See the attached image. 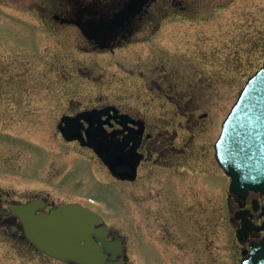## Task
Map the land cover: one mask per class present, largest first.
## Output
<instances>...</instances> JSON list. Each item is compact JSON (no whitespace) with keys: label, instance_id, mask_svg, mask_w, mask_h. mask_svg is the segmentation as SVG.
Wrapping results in <instances>:
<instances>
[{"label":"rangeland","instance_id":"1","mask_svg":"<svg viewBox=\"0 0 264 264\" xmlns=\"http://www.w3.org/2000/svg\"><path fill=\"white\" fill-rule=\"evenodd\" d=\"M31 1H0V80L2 65L9 62L11 101L26 102L20 118L0 117L5 209L9 202L36 194L48 197L54 207L73 200L92 203L123 241L126 264H239L241 247L226 201L229 179L216 161L214 142L246 80L264 62V0H206L203 17H211L209 22L170 25L165 34L155 36L163 45L161 52L146 42L104 58L94 56L109 75L117 71L119 59L142 70L144 79L136 76L121 86L122 95L129 89L128 95L146 102L145 85L160 96V86H170L172 96L184 92L180 108L172 102L162 106L161 99V104H150L155 116L170 119L171 129L186 120L178 113L193 118L173 142L186 149L170 158L175 168L140 170V178L131 183L115 182L91 153L54 133L55 107L66 91L63 83L58 89L53 82L58 75L65 80L60 75L70 72L63 68L74 62L54 56L60 47L37 27L40 9ZM191 4L194 12L201 2ZM18 81L24 86L14 87ZM98 91L92 84L84 94L94 97ZM105 92L115 96L117 86H107ZM204 112L209 113L207 119L199 117ZM15 230L0 227V264H66L32 247L21 226Z\"/></svg>","mask_w":264,"mask_h":264},{"label":"flooded vegetation","instance_id":"2","mask_svg":"<svg viewBox=\"0 0 264 264\" xmlns=\"http://www.w3.org/2000/svg\"><path fill=\"white\" fill-rule=\"evenodd\" d=\"M0 1L5 2V0ZM199 1L201 4L197 5V9L193 12L192 0H32L31 2H35L34 5L40 9V15L35 17L39 21L38 24L36 23L37 27H42L41 29L49 33V36L55 39L60 47L59 52L54 56H64L58 61L70 59L74 62L64 66L63 69L70 72L68 75L65 73L60 75L65 80H59L58 75L53 82L58 89L63 87L61 85L63 83L65 85L63 90L66 91V93L63 92V96H60L61 101L55 107L56 114L52 122L54 133L64 138V129H66L70 135L81 136L84 143H88L90 134H97L96 141L123 144L125 151L132 152L133 157L138 159L136 180L140 178V170L158 168L160 172H165L169 168H175L170 158L179 157L180 153L186 149L173 142L180 138L179 130L187 129L184 123L192 116L188 113L186 115L185 112H182V115L178 113L179 117L183 116L186 120H179L180 124L182 122L181 127L171 129L170 119L165 115L155 116L152 112L154 108L150 104L156 100L161 104V99L163 100L162 106L172 102L179 107L180 103L185 102L186 94L177 93L178 96L173 95V97L170 93V86L164 89L160 86V91H164L160 96L154 94V88L145 85L143 92L149 93L146 102L140 101L141 96L128 95L129 89H124L126 95H122L118 93L122 91L121 86L124 87L125 84L132 82L136 76L144 79L140 73L142 70L138 71L137 66L119 59L115 65L117 71L109 75L106 67L99 64L94 56L104 58L130 45L146 42L155 43L153 44L154 50L160 51L163 45L161 46L158 41L155 42L157 40L155 36L165 34L170 25L179 24L183 27L186 23L209 22L211 17H203L208 12L207 4L203 2L206 0ZM107 27L109 30H104ZM99 68H101L100 73ZM9 70V62L4 63L0 80L2 84L0 86V117L5 120L20 118L26 110L25 100L11 101V82L7 79ZM107 77L109 80L105 79ZM17 83L18 85L14 87L24 86V81ZM92 84H95L99 90L94 97L84 94ZM107 86H117V94L106 96ZM13 97L20 98V96ZM171 97L180 100H172ZM135 100L139 102H134ZM36 113L37 111L33 110L32 115ZM84 114L86 116L80 117ZM208 116L209 113L204 112L199 117L207 119ZM66 141L82 151L91 153L93 158L108 170L115 182L128 181L131 183L130 180L114 176L93 147L83 145L79 138ZM35 198L45 201L44 211L54 207L50 204L48 197L37 194L30 195L21 202ZM74 201L98 210L91 203L79 200L72 202ZM226 201L229 222L234 228L237 244L241 247V254L247 253L252 242H261L264 239V192L249 191L246 196L240 197L228 189ZM16 202L18 201L7 203L5 209L0 194V227L3 230L16 231L15 227L20 226L23 230L18 216L13 214L9 208L11 203ZM116 237L110 230L109 239Z\"/></svg>","mask_w":264,"mask_h":264},{"label":"water","instance_id":"3","mask_svg":"<svg viewBox=\"0 0 264 264\" xmlns=\"http://www.w3.org/2000/svg\"><path fill=\"white\" fill-rule=\"evenodd\" d=\"M104 30L108 31L109 27ZM67 131L64 129L66 139L81 138ZM96 137L97 134H90L88 144L102 156L112 172L123 179L134 180L138 159L133 153L126 152L123 144L96 141ZM215 147L217 160L232 178L231 191L241 196L252 189L264 191V65L240 92L223 122ZM44 206L41 200L10 205L20 216L27 237L38 249L69 264L124 263L123 243L120 239H107L109 230L99 213L78 203L37 213ZM241 264H264V243L253 245L251 255Z\"/></svg>","mask_w":264,"mask_h":264}]
</instances>
